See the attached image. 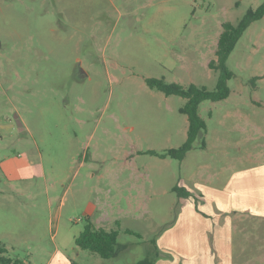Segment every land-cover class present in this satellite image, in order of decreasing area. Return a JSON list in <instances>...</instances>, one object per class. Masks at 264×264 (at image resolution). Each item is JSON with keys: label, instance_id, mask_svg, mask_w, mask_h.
Wrapping results in <instances>:
<instances>
[{"label": "rangeland", "instance_id": "obj_1", "mask_svg": "<svg viewBox=\"0 0 264 264\" xmlns=\"http://www.w3.org/2000/svg\"><path fill=\"white\" fill-rule=\"evenodd\" d=\"M264 0H0V243L23 264H136L179 213L173 188L264 161V18L227 61L230 97L183 161L187 100L146 80L216 89L225 23ZM206 149H202V141ZM209 165L211 169L201 166ZM201 184V183H200ZM187 185V186H184ZM91 220L119 231L110 260L80 250ZM133 232L139 234L130 235ZM232 264H264V220L238 218Z\"/></svg>", "mask_w": 264, "mask_h": 264}, {"label": "crops", "instance_id": "obj_2", "mask_svg": "<svg viewBox=\"0 0 264 264\" xmlns=\"http://www.w3.org/2000/svg\"><path fill=\"white\" fill-rule=\"evenodd\" d=\"M252 164L186 187L192 196L179 198L176 221L153 242L154 264H232L238 218L264 220V161ZM47 264L74 261L57 253Z\"/></svg>", "mask_w": 264, "mask_h": 264}, {"label": "trees", "instance_id": "obj_3", "mask_svg": "<svg viewBox=\"0 0 264 264\" xmlns=\"http://www.w3.org/2000/svg\"><path fill=\"white\" fill-rule=\"evenodd\" d=\"M264 18V2L257 9L249 10L238 24L225 23L216 50V60L210 62V69L219 72L218 84L215 90L210 91L205 87L191 84L183 87L178 83H166L163 79L149 78L147 85L154 90L164 93L166 96H179L187 100L180 109L181 113L188 118V133L186 142L178 149L167 150L164 154L155 151H148L147 154L171 158L182 161L187 154L194 149V145L201 135L207 133V123L199 115V107L204 101L220 102L230 97L228 81L232 79L233 73L227 67V61L235 50L239 40L256 21ZM206 142L203 140L201 148L206 149ZM179 198H189L192 196L186 188L174 187ZM130 235H137L127 231ZM119 231H107L98 228L91 220H88L83 232L76 238L75 245L78 249L90 251L101 258L110 260L116 258L123 249L118 244ZM7 249L0 243V264H23L20 260H14L7 256ZM154 258L146 257L137 264H154Z\"/></svg>", "mask_w": 264, "mask_h": 264}]
</instances>
